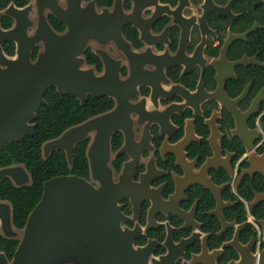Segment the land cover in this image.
<instances>
[{
    "label": "flooded vegetation",
    "instance_id": "obj_1",
    "mask_svg": "<svg viewBox=\"0 0 264 264\" xmlns=\"http://www.w3.org/2000/svg\"><path fill=\"white\" fill-rule=\"evenodd\" d=\"M28 5L29 33L40 12L55 31L69 29L36 0L16 6ZM79 8L82 24L92 12L97 35L86 65L102 73L107 55L130 83L131 131L114 133L111 157L116 180L126 172L119 204L135 251L121 264H264V216L254 213L264 198L252 206L264 189L253 188L252 199L241 192L264 180V0H82ZM0 25L15 19L3 14ZM6 43L14 56L16 42H4L5 53Z\"/></svg>",
    "mask_w": 264,
    "mask_h": 264
},
{
    "label": "water",
    "instance_id": "obj_2",
    "mask_svg": "<svg viewBox=\"0 0 264 264\" xmlns=\"http://www.w3.org/2000/svg\"><path fill=\"white\" fill-rule=\"evenodd\" d=\"M36 1L38 9L50 7L59 19L68 23L69 29L64 33L55 31L40 12L38 27L31 34L30 5L19 8L12 3L0 11V16L6 14L15 19L12 28L3 29L0 25V151L6 144L34 134L37 111L46 102L45 93L50 86H55L62 95H74L81 104L89 95L112 96L117 103L114 108L72 125L43 143L44 158L54 149H64L72 166L76 144L90 137L87 147L90 178L63 174L47 179L41 198L23 228L14 226L12 204L0 199V235L19 240L11 259L0 251V263L121 264L135 251L122 228L124 216L119 204L125 194L122 180L126 172L117 181L111 157L114 133L122 130L129 136L131 131L129 78L120 77L118 67L111 66L107 55L102 73L86 65L84 49L89 38L97 35L93 34L92 12L87 23L82 24L76 18L82 0H67L66 7L58 0ZM89 7L93 9L91 4ZM84 28L91 33H83ZM7 41L16 42L14 56L4 52L3 43ZM37 45L42 48L33 59L31 51ZM6 177L18 187L32 182L22 163L0 167V184ZM260 197L264 198V194L256 195L253 207ZM260 222L264 225V220Z\"/></svg>",
    "mask_w": 264,
    "mask_h": 264
},
{
    "label": "trees",
    "instance_id": "obj_3",
    "mask_svg": "<svg viewBox=\"0 0 264 264\" xmlns=\"http://www.w3.org/2000/svg\"><path fill=\"white\" fill-rule=\"evenodd\" d=\"M11 1L16 5H24L28 0H0V9ZM9 21V22H8ZM2 25L8 27L10 20L2 19ZM8 55L14 53V44L6 43ZM89 63L94 62L87 59ZM46 102L37 111L36 128L33 135H26L21 141L8 143L0 151V167L22 163L29 171L32 182L30 185L18 187L8 177L0 184V199L9 201L13 207V223L16 228H23L29 213L36 206L43 192L44 182L57 175L77 174L89 178V162L87 147L90 137L80 141L75 146L73 165L70 166L64 149H54L48 156H43V143L59 136L68 127L81 123L86 119L112 108L113 101L109 97L89 95L84 104L74 95H62L55 86H50L45 93ZM261 177L247 183L241 189L248 199L253 198V188L264 189ZM257 217L264 216V208L254 210ZM18 239H8L0 235V251L11 259L18 246ZM1 264V263H0Z\"/></svg>",
    "mask_w": 264,
    "mask_h": 264
}]
</instances>
